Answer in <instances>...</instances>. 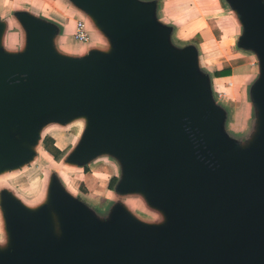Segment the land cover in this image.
Here are the masks:
<instances>
[{
	"label": "water",
	"instance_id": "1",
	"mask_svg": "<svg viewBox=\"0 0 264 264\" xmlns=\"http://www.w3.org/2000/svg\"><path fill=\"white\" fill-rule=\"evenodd\" d=\"M225 1L242 27L237 46L259 65L257 129L241 147L221 134L226 114L197 72V47L170 44L154 1L71 0L109 41L82 56L59 52L57 25L25 10L14 13L25 45L7 51L0 20V172L34 157L47 123L83 118L68 162L115 156V191L141 193L163 215L152 226L116 204L106 229L55 177L36 208L4 189L0 264H264V0Z\"/></svg>",
	"mask_w": 264,
	"mask_h": 264
},
{
	"label": "rangeland",
	"instance_id": "2",
	"mask_svg": "<svg viewBox=\"0 0 264 264\" xmlns=\"http://www.w3.org/2000/svg\"><path fill=\"white\" fill-rule=\"evenodd\" d=\"M15 10L28 11L23 5L15 9L13 8L14 12ZM13 11L6 15L5 19L8 18L9 20L11 16H14ZM44 11L47 15L50 13L55 14L56 12L67 15L69 12H75L77 17L85 21L88 32L92 34L95 30L100 32V29L89 16L80 8L76 7L71 0H51L49 5L45 6ZM74 24L73 20H69L65 30H73ZM14 27L18 28L21 26H19V24H14ZM14 27H12V29H15ZM59 29L64 30V28ZM104 37L105 36L102 35L103 39ZM4 40L6 41V37ZM169 42L175 48H181L187 45L185 41L173 37L172 34L169 36ZM71 44L75 47L79 45H87L88 47L94 46L92 45L91 39L89 43H82L74 39L73 36ZM248 51L253 61L256 62L255 66L259 73L258 57L255 52L251 50ZM197 72L199 75L200 72L209 74V71L202 68ZM209 78L213 101L221 106L223 111H225L223 114H226L224 121L222 122L221 120L220 122L221 134L229 141H231V138L236 139L238 147L246 145L248 141H246L245 138L250 135L249 130L247 131L246 129H252L253 127L257 129L256 110L254 105L252 118L248 120L241 118L242 105L239 103L235 104V102L231 100L232 93L222 86L224 80L223 82L222 80L212 82L210 75ZM243 99H246V97ZM84 126L85 120L83 118H76L74 121L71 120L68 124L57 122L47 123L44 126L46 129L40 131L37 143L32 146L35 154L34 157L17 168L0 172V192L5 189L17 198L25 199L26 197L35 198L38 196V193L43 191V198L28 206L29 208H36L40 204L47 202L49 183L51 177H55L65 188L64 191L81 204L103 228L107 229L103 224H107L108 226L110 223L111 213L116 204H118V206H124L125 210L131 216L144 224L152 226L162 224V213L148 204L141 193H121L115 191V188L117 189L115 185L119 182L122 174L121 163L115 156L111 154H100L83 165L68 162L67 156L79 141ZM239 132H245L244 136H239ZM9 137L12 141H15L13 135L9 134ZM47 137L53 139V146L59 151L58 157H54L49 150L45 148L44 143ZM48 145L50 146V144ZM2 216V211L0 209V246L4 247L8 244V233ZM50 217V220L54 221L52 213Z\"/></svg>",
	"mask_w": 264,
	"mask_h": 264
},
{
	"label": "crops",
	"instance_id": "3",
	"mask_svg": "<svg viewBox=\"0 0 264 264\" xmlns=\"http://www.w3.org/2000/svg\"><path fill=\"white\" fill-rule=\"evenodd\" d=\"M50 1L0 0V20L5 23L1 43L5 50L16 52L21 50L25 45V32L15 15L11 16L9 20L8 18L5 19L6 15L13 11V8L15 9L22 5L32 15L41 17L57 25L58 30L53 38V43L59 52L66 55L77 54L71 56H82L91 48L100 50L108 48L109 41L107 37L97 30L93 34L89 32L92 45L94 46H73L71 42L74 27L71 31H66L65 29L69 20H73L75 23V20L79 17L76 16L75 12H69L67 15L61 12L50 13L49 15L45 14V6L49 5ZM143 1L155 2V16L159 21L171 27L173 37L185 41L186 44H194L197 47L199 67L209 71L212 82L216 80H222L223 82L224 80L222 86L232 93L231 100L235 104L239 103L242 105L243 109L245 105L248 108L247 114L241 116V118L246 120L251 119L254 112L250 89L258 76V70L255 66L256 62L253 61L249 51L237 46V39L242 31V27L236 13L228 2L224 0ZM14 24H19L21 27L16 28ZM11 25L15 29H12ZM59 28H64V30H60ZM102 35L105 36L104 39ZM5 37L6 41L4 40ZM229 67L231 69L230 75L212 76L214 70ZM245 97L246 99H243ZM246 130L250 132V135L245 138L247 141L255 131V127L252 129L247 128ZM244 133L239 132L238 135L244 136Z\"/></svg>",
	"mask_w": 264,
	"mask_h": 264
},
{
	"label": "built area",
	"instance_id": "4",
	"mask_svg": "<svg viewBox=\"0 0 264 264\" xmlns=\"http://www.w3.org/2000/svg\"><path fill=\"white\" fill-rule=\"evenodd\" d=\"M74 39L82 43L90 42V35L86 28L85 21L82 18H77L74 24V30L72 33Z\"/></svg>",
	"mask_w": 264,
	"mask_h": 264
},
{
	"label": "trees",
	"instance_id": "5",
	"mask_svg": "<svg viewBox=\"0 0 264 264\" xmlns=\"http://www.w3.org/2000/svg\"><path fill=\"white\" fill-rule=\"evenodd\" d=\"M231 74V69L229 68H223L219 70H214L212 72V76L214 77H219V76H225V75H230ZM50 144V146L48 145ZM44 146L49 152L54 156L58 157V149L53 146V139L50 137H47L46 142L44 143Z\"/></svg>",
	"mask_w": 264,
	"mask_h": 264
},
{
	"label": "bare ground",
	"instance_id": "6",
	"mask_svg": "<svg viewBox=\"0 0 264 264\" xmlns=\"http://www.w3.org/2000/svg\"><path fill=\"white\" fill-rule=\"evenodd\" d=\"M83 54V53H82ZM71 55H77V54H71ZM78 55H81V54H78ZM247 111H248V108H247V106L245 105V108L243 109V111H242V113H241V116H243V115H246L247 114ZM46 128L45 127H43V129L42 130H45ZM32 195V194H31ZM43 196H44V192L43 191H41L40 193H38V196L37 197H32V198H28V197H26L25 199H21V198H19L25 205H27V206H30V205H32V204H34V203H36L38 200H40L41 198H43Z\"/></svg>",
	"mask_w": 264,
	"mask_h": 264
}]
</instances>
